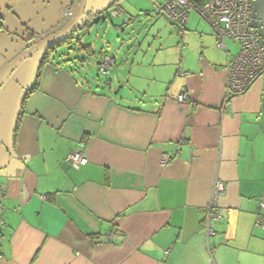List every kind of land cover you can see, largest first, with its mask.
I'll list each match as a JSON object with an SVG mask.
<instances>
[{
  "label": "crops",
  "instance_id": "crops-1",
  "mask_svg": "<svg viewBox=\"0 0 264 264\" xmlns=\"http://www.w3.org/2000/svg\"><path fill=\"white\" fill-rule=\"evenodd\" d=\"M67 2L0 0V31H24L26 48L66 24ZM111 4L122 13L110 18L132 22V3ZM189 16L183 34L171 23L168 56L146 50L126 75L119 65L113 78L83 82L48 56L35 88L23 71L0 97V264H264V226L255 224L264 218V74L225 108L224 67L238 45L220 50L206 20ZM251 17L264 46V0ZM16 54L1 56L0 68ZM103 56L114 57L108 70L117 65L103 51L98 63ZM70 150L86 164H67ZM216 180L225 190L206 238Z\"/></svg>",
  "mask_w": 264,
  "mask_h": 264
},
{
  "label": "rangeland",
  "instance_id": "rangeland-1",
  "mask_svg": "<svg viewBox=\"0 0 264 264\" xmlns=\"http://www.w3.org/2000/svg\"><path fill=\"white\" fill-rule=\"evenodd\" d=\"M111 1L113 0H102V3L107 2L106 5L102 6L97 0H87L85 12L91 9V15H94L101 9L107 7ZM128 1L135 7L131 14L133 18L132 22L123 24L120 19L112 18L95 22L88 32L82 30L78 31L82 32V38L79 42L72 40L70 43L59 48L55 54H51L52 56L50 59L52 62H59L60 65L64 66L66 69L68 66V71L78 76L83 82L86 78L90 81L100 83L108 78H113L112 71L118 68L119 65H121L126 75L129 65H131L132 62H139L138 58L144 56L143 53L146 52V50H149V55L154 52L155 54L157 53L159 58L168 56L171 53V45H173L172 43L174 40L175 31L174 27L171 25V23L174 24V22L164 11L158 15L155 14L156 8L165 0ZM189 15L191 17L198 15L200 19H203L195 10L191 11ZM65 22H67V20H65ZM24 33V31H20L19 33L17 32V34L8 36L5 32L0 31V62L1 56H12L16 52V55H18L25 49L24 40L26 35L23 36ZM39 40L33 39L31 42L35 43ZM82 46L86 48L81 49ZM148 46H150V48ZM101 51L114 55L117 60V65L110 68L109 71H111V73L108 76L99 72L98 69L99 66L97 63ZM43 53L44 49L35 52L25 59L22 64L19 65V68L17 67L18 69L16 68L12 72L0 88L1 90L3 87L0 92V97L6 95L7 91L13 90L19 73L23 71L29 73V80L35 77L36 68ZM15 56H13V58ZM104 57L106 56L102 58ZM135 58H137V60H135Z\"/></svg>",
  "mask_w": 264,
  "mask_h": 264
},
{
  "label": "built area",
  "instance_id": "built-area-1",
  "mask_svg": "<svg viewBox=\"0 0 264 264\" xmlns=\"http://www.w3.org/2000/svg\"><path fill=\"white\" fill-rule=\"evenodd\" d=\"M254 0H203L197 5L191 0H165L160 9L177 23L178 33H184L185 23L190 11L195 10L212 29L215 46L227 52V42L232 41L238 45L237 53L225 64L226 81L223 106L226 108L229 100L245 92L252 82L264 74V46L258 32L254 26L251 12ZM74 7L67 2L62 9V17L69 19L73 15ZM122 13L120 8H113L111 16ZM99 16H94L98 20ZM78 37V36H77ZM183 46V45H182ZM114 63L112 56L102 58L98 63L99 72L108 74V67ZM178 73L184 74L180 69ZM187 99L184 92L177 96L178 102L182 103ZM171 156L163 153L160 157V165L165 166ZM64 161L78 169L86 164L87 158L80 150H70L64 156ZM4 185L0 183V200L4 195ZM224 184L220 180L214 182L209 201L205 208L204 230L206 238L215 235V223L220 219L218 198L224 193ZM259 208L264 209V197L259 201ZM256 225L264 226V218L258 216ZM3 221L0 217V238L2 237ZM166 249L164 253L166 254ZM209 252L211 248L209 247Z\"/></svg>",
  "mask_w": 264,
  "mask_h": 264
},
{
  "label": "water",
  "instance_id": "water-1",
  "mask_svg": "<svg viewBox=\"0 0 264 264\" xmlns=\"http://www.w3.org/2000/svg\"><path fill=\"white\" fill-rule=\"evenodd\" d=\"M71 3L75 2L73 15L67 20L66 24L57 31L41 38L39 41L32 43L22 52L16 55L0 70V87L8 79L10 74L28 57L35 52L42 50L49 46L51 43L67 36L73 30L81 29L82 24L88 20L91 15V9L85 12L87 0H68ZM97 21V20H96Z\"/></svg>",
  "mask_w": 264,
  "mask_h": 264
},
{
  "label": "trees",
  "instance_id": "trees-1",
  "mask_svg": "<svg viewBox=\"0 0 264 264\" xmlns=\"http://www.w3.org/2000/svg\"><path fill=\"white\" fill-rule=\"evenodd\" d=\"M191 1L193 3H195V4H197V5L201 4V2H203V0H191ZM113 6L114 5L111 4L108 7H106L105 9H103V10L97 12L96 14H94L93 16H96V15L99 16L98 20L97 21L95 20V22H99L101 20H105V19L110 18L111 17V10L113 9ZM90 17H92V15H90ZM0 20H2V14L1 13H0ZM87 21H85L83 23V27H82L83 29L89 28L94 22L93 20H91L89 22H87ZM129 21H130V18H129ZM0 25H1V21H0ZM72 32L74 33V30ZM80 37H81V35H79L78 38H75L71 33H69L67 36L57 40L56 42L51 43L49 46L44 48V53H43V56L41 57V59L39 61V64H38V67H37L36 76H35V83H34V86L32 87V89L35 88L38 85V81H39V78H40V74H41L43 65L46 64L48 61H50L48 56L51 57L52 56L51 54H55L59 50V48H61L65 44L70 43L72 40H75V41L79 42L80 41ZM84 48H86V47H83V46L81 47V49H84ZM29 92H30V90H27L25 92L22 100H21L20 113H21V111L24 108V105H25V102H26V98L29 95Z\"/></svg>",
  "mask_w": 264,
  "mask_h": 264
},
{
  "label": "flooded vegetation",
  "instance_id": "flooded-vegetation-1",
  "mask_svg": "<svg viewBox=\"0 0 264 264\" xmlns=\"http://www.w3.org/2000/svg\"><path fill=\"white\" fill-rule=\"evenodd\" d=\"M93 18H94V16L89 17L87 22L91 21ZM82 27H83V24H82V26H81V29H83ZM81 29H80V30H81ZM77 31H78V30H75L74 33L71 32V34H72L75 38H78V37H77V36H78V34H77L78 32H77Z\"/></svg>",
  "mask_w": 264,
  "mask_h": 264
},
{
  "label": "clouds",
  "instance_id": "clouds-1",
  "mask_svg": "<svg viewBox=\"0 0 264 264\" xmlns=\"http://www.w3.org/2000/svg\"><path fill=\"white\" fill-rule=\"evenodd\" d=\"M68 2H70V1H68ZM71 3V2H70ZM72 5H73V3H72ZM93 16V15H92Z\"/></svg>",
  "mask_w": 264,
  "mask_h": 264
},
{
  "label": "bare ground",
  "instance_id": "bare-ground-1",
  "mask_svg": "<svg viewBox=\"0 0 264 264\" xmlns=\"http://www.w3.org/2000/svg\"><path fill=\"white\" fill-rule=\"evenodd\" d=\"M74 7V6H73ZM74 12V11H73Z\"/></svg>",
  "mask_w": 264,
  "mask_h": 264
}]
</instances>
